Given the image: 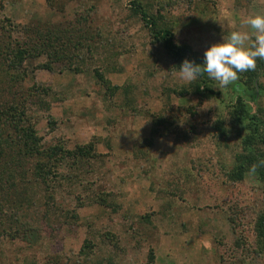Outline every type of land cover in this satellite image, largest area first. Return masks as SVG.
<instances>
[{"label": "rangeland", "instance_id": "1", "mask_svg": "<svg viewBox=\"0 0 264 264\" xmlns=\"http://www.w3.org/2000/svg\"><path fill=\"white\" fill-rule=\"evenodd\" d=\"M131 1L58 0L61 12L46 0H0V19L18 31L35 22L70 26L82 15L99 33L79 73L39 69L44 56L23 64L24 87L47 89L28 110L42 144L95 149L82 166L60 167L65 177L49 181L50 192L33 183L20 201L33 232L0 236V264H264L252 231L264 211V183L252 174L226 180L242 129L226 121L232 134L224 141L213 126L243 90L238 82L219 90L213 81L219 98L179 94L189 84L174 77L177 69L151 44ZM169 1L162 13L175 40L197 54L234 30L250 33L247 18L264 14V0ZM94 69L118 87L112 96ZM258 100L264 108V97ZM49 193L57 211L46 217Z\"/></svg>", "mask_w": 264, "mask_h": 264}, {"label": "trees", "instance_id": "2", "mask_svg": "<svg viewBox=\"0 0 264 264\" xmlns=\"http://www.w3.org/2000/svg\"><path fill=\"white\" fill-rule=\"evenodd\" d=\"M46 1L50 8L57 4L63 12L58 0ZM169 3V0H155L154 4L133 0L131 10L146 28L151 44L162 47L174 68L178 69L185 59L202 63L204 54L192 52L187 45L175 40L172 25L162 13ZM152 7H155L154 11L150 9ZM19 30L9 19H0V236L11 240L33 230L24 220L29 217L24 213L29 207L20 202L22 199L28 201L33 183L45 186L52 179L64 178L58 173L60 167L72 169L82 166L92 159L95 149L93 144L77 146L73 150L60 142L50 146L42 144L28 110L41 103L38 96H46L47 89L24 87L27 74L23 64L44 56L46 61L38 66L39 69L52 71L55 65H61L79 73L80 66L85 63L83 55L91 53L99 33L91 32L88 18L82 15L70 26L60 22H35ZM76 62H79L78 67ZM256 63L254 71L240 74L236 81L244 95L237 93L235 101L226 106L227 119L218 116L213 121L216 137L224 141L232 134L226 127L227 122L242 129V133L238 132L240 151L234 155L232 167L224 173L230 183L242 182L252 165L264 164V108L258 100L264 97V82H260V76L264 74V59H258ZM93 72L98 82L106 87V93L112 96L118 87H110L100 70L94 69ZM212 84L213 81L204 75L179 94H192L202 99L219 98L220 93L211 88ZM252 175L264 183V166L258 167ZM45 189L50 192L51 188L45 186ZM46 196L44 206L48 217L49 213L57 211V207L53 203V193ZM99 200L104 202V199ZM78 205L82 202L78 201ZM252 231L256 252L264 254V211L255 217ZM243 244V240L236 243L238 247ZM85 248L92 249L89 241L85 242Z\"/></svg>", "mask_w": 264, "mask_h": 264}, {"label": "clouds", "instance_id": "3", "mask_svg": "<svg viewBox=\"0 0 264 264\" xmlns=\"http://www.w3.org/2000/svg\"><path fill=\"white\" fill-rule=\"evenodd\" d=\"M245 23L250 33L234 30L223 35L222 42L204 52L202 63L185 59L172 73L174 77L182 84H191L206 75L216 89L223 90L238 81L240 74L254 71L257 60L264 59V14L250 15ZM260 166L264 164L252 165L249 174H255Z\"/></svg>", "mask_w": 264, "mask_h": 264}]
</instances>
